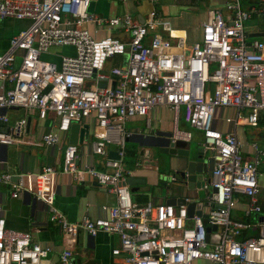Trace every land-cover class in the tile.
<instances>
[{
  "label": "built area",
  "instance_id": "1",
  "mask_svg": "<svg viewBox=\"0 0 264 264\" xmlns=\"http://www.w3.org/2000/svg\"><path fill=\"white\" fill-rule=\"evenodd\" d=\"M92 1L0 0V23L29 22L0 53V150L60 143L52 132L28 138L27 119L33 115L40 120L52 115L62 134L92 117L97 129L92 153L106 157V145L115 144L116 158H105L103 171L79 165L77 146L67 144L60 169L45 166L17 175L0 171V185L12 199L28 195L47 207L48 220L64 242L58 264H76L72 250L80 231L89 237L117 235L119 247L111 251L120 257L116 264H264V220L257 236L240 238L252 224L230 218L234 194L247 197V217L261 211L258 195L264 189L258 180L264 152L253 143L251 157L244 158L235 135L214 126L219 109L235 111L226 123L264 125V41L247 43L244 23L250 14L239 0H224L223 8L208 10L200 39L187 46L181 37L157 32L155 11L143 23L129 14L101 18L89 12ZM87 26L118 29L129 38H95ZM51 47H70L73 54H50ZM119 57L124 62L110 70L112 77L102 74ZM159 106L173 114L170 143L192 139L189 130L178 127L182 115L202 134V147L213 158L204 184L206 218L188 216L189 199L177 207L131 200L122 167L131 136L125 124L133 117L148 123L150 111ZM12 112L23 114L14 117ZM59 172L77 182L93 180L114 195V205L102 206L101 218L70 222L55 206ZM207 227H215L208 241ZM50 253L51 247L34 242L30 233L7 228L0 217V264H41Z\"/></svg>",
  "mask_w": 264,
  "mask_h": 264
},
{
  "label": "crops",
  "instance_id": "2",
  "mask_svg": "<svg viewBox=\"0 0 264 264\" xmlns=\"http://www.w3.org/2000/svg\"><path fill=\"white\" fill-rule=\"evenodd\" d=\"M241 8L250 14L247 19H256V26L246 28V41H264V0H239ZM224 0H94L89 6V12L101 18L122 17L129 14L143 23L152 11L156 13V20L159 23L157 32L163 37H181L185 39L186 45L198 41L201 37V27L207 19L209 9H221ZM29 25L25 20L7 19L0 23V53L8 47L9 39L25 29ZM93 37L101 38L111 36L121 41H127V33L111 29L110 31L100 30L96 27H86ZM262 34L261 37H251L252 34ZM174 41V40H173ZM70 47H64L63 53ZM62 49V48H61ZM72 49V48H70ZM73 51V50H72ZM65 54V53H64ZM109 61L102 74L108 77L110 70L124 62L123 57ZM14 117L23 113L12 112ZM245 115V113H243ZM232 109H219L216 113L214 126L225 134H233L240 144L241 155L249 158L252 155L251 145L257 144L264 152V125L259 122L255 126L248 124L226 123V117H234ZM243 117V116H242ZM34 126L29 127L28 138L37 140L43 134L52 132L60 138V143L54 146L32 147L20 145L0 150V171L12 174L25 172H39L42 167L50 166L60 169L63 151L69 144V131L62 134L56 131V120L50 115L44 120L38 119L35 115ZM89 126L88 137L82 142H77L78 164H87L95 169L104 170V160L115 159L117 146L107 144L106 157L94 155L91 151V143L95 140L97 129L95 121L91 117L81 123ZM178 127L189 130L192 135L190 140V153L195 156L197 152L204 154L208 159L210 153L202 147V134L191 129L184 121L182 115L178 121ZM173 128V114L164 106L153 108L149 113V120L146 123L144 118L133 117L125 124L126 131L131 135L125 142V156L122 167L126 173L125 183L130 190L133 203L144 205L146 203L166 204L171 201L175 206L182 205V199L194 200L195 211H201L205 215L204 190L205 180L210 174L202 178L197 176V181H202V186H193L180 195L177 186L178 172L185 164V159L178 155L160 154L157 144L160 136L170 134ZM264 157L259 172L262 176L258 183L264 189ZM175 177L174 181L170 178ZM204 193V198L202 194ZM233 206L230 211V218L236 221L252 224L251 229L242 233L241 237L257 236L258 224L264 218V195H258L261 211L249 217L245 215L247 197L242 194L233 195ZM115 203L114 195L105 188L100 187L96 182L87 178L83 182H77L70 176L60 173L57 175L55 187V206L62 212L70 222H79L83 218L96 219L104 216L102 206L111 207ZM0 217L5 220L9 229L27 232L31 234L34 242L40 245L51 247V253L41 264H58L59 253L63 249V239L56 224L48 220L47 207L35 201L28 195H22L17 199L10 198L8 188L0 185ZM214 237L211 241H217ZM119 247L117 235L99 233L95 237H89L79 232L75 246L72 250L75 260L80 264H116L120 257L112 255L111 251Z\"/></svg>",
  "mask_w": 264,
  "mask_h": 264
},
{
  "label": "water",
  "instance_id": "3",
  "mask_svg": "<svg viewBox=\"0 0 264 264\" xmlns=\"http://www.w3.org/2000/svg\"><path fill=\"white\" fill-rule=\"evenodd\" d=\"M262 34L256 33L252 34L251 37L257 38L261 37ZM94 77V75L92 76ZM104 85H101L103 87ZM35 120H31L29 117L27 119V124L29 127H33ZM89 126L87 124H78L73 123L69 128V144H76L77 142H82V140L88 137ZM170 134L162 135L159 137L161 139L157 144L160 154H172L178 155L181 158L185 159V164L182 169L178 172L177 186L180 195L185 192V190L193 189V186L198 188L202 186V181H197V176L204 178L208 172L213 169V158L209 156L208 159H204V154L197 152L195 156L190 153L189 143L176 141L175 143H170L169 141ZM2 149L6 150V147ZM183 196V195H182ZM182 205L185 204V199H182ZM167 205L175 206L171 201L166 202ZM196 204L194 200H190L187 204V214L191 217L193 214L201 215L203 218H206V215H202L201 211H195ZM264 220V218H261ZM215 227H207V237L206 240H209L208 233L214 231ZM218 240V239H217ZM76 264H80L79 260H75Z\"/></svg>",
  "mask_w": 264,
  "mask_h": 264
},
{
  "label": "rangeland",
  "instance_id": "4",
  "mask_svg": "<svg viewBox=\"0 0 264 264\" xmlns=\"http://www.w3.org/2000/svg\"><path fill=\"white\" fill-rule=\"evenodd\" d=\"M256 23H258L257 22V20L256 19H249L248 21H246L245 23H244V27H245V31H246V28L247 29H249V27H251V26H256L255 24ZM73 49H66L65 51H64V53L65 54H69V55H71V54H73V51H72ZM49 53L50 54H58V55H60V54H63V48L61 49V48H59V47H51L50 49H49ZM43 58L44 59H49V60H57L55 57H52V56H43ZM263 171H264V168L262 169ZM202 197L204 198V193L202 194Z\"/></svg>",
  "mask_w": 264,
  "mask_h": 264
},
{
  "label": "trees",
  "instance_id": "5",
  "mask_svg": "<svg viewBox=\"0 0 264 264\" xmlns=\"http://www.w3.org/2000/svg\"><path fill=\"white\" fill-rule=\"evenodd\" d=\"M115 59H116V58H113V59H111L110 61H114L113 63H115V62H116Z\"/></svg>",
  "mask_w": 264,
  "mask_h": 264
}]
</instances>
